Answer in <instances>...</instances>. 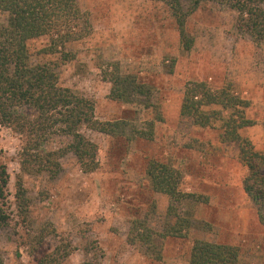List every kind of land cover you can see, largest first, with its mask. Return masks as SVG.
Segmentation results:
<instances>
[{"label": "rangeland", "instance_id": "rangeland-1", "mask_svg": "<svg viewBox=\"0 0 264 264\" xmlns=\"http://www.w3.org/2000/svg\"><path fill=\"white\" fill-rule=\"evenodd\" d=\"M78 3L89 15L92 32L62 49L74 58L61 62L59 53L43 54L48 38L39 37L28 42L31 61L56 60L59 86L91 99L96 119L124 125L115 134L82 127L98 146L97 168L82 172L67 152L59 158L56 177L34 172L37 166L30 164L23 171L21 136L0 125V166L8 174L0 201L6 218L0 219L4 264H79L86 259L98 264H188L196 240L237 247L238 264H264V225L244 192L247 168L238 160L237 145L221 140V120L202 127L180 112L190 82L231 90L248 102L244 113L250 124L239 134L254 150L263 151L264 42L239 31L236 12L214 1L202 2L186 21L194 39L190 50L183 49L163 2ZM114 65L150 93L133 103L111 99V84L102 70ZM140 131L151 132V137H141ZM48 141L46 148H56L66 139ZM150 160L178 170L179 189L194 197L174 201L168 210L169 197L151 187L146 173ZM19 179L24 215L15 199Z\"/></svg>", "mask_w": 264, "mask_h": 264}, {"label": "trees", "instance_id": "trees-1", "mask_svg": "<svg viewBox=\"0 0 264 264\" xmlns=\"http://www.w3.org/2000/svg\"><path fill=\"white\" fill-rule=\"evenodd\" d=\"M155 1L167 5L184 50H190L194 42L187 33L186 21L204 1L218 2L235 11L237 29L255 42H264V0ZM91 32L89 15L81 9L78 0H0V125L12 128L21 136L20 165L23 171H29L30 165L37 166L34 172L45 171L56 177L61 169L59 158L70 152L82 172H93L98 166V146L82 132V127L115 134L124 125L123 121L96 119L91 99L59 86L56 60L31 61L28 47L31 39L47 37L48 43L40 52L49 55L59 53L61 62H66L74 55L62 49ZM102 73L111 84L109 97L113 100L133 103L137 97L150 93L134 77L122 74L117 65L110 70L103 69ZM209 105L220 109H202V106ZM247 106L248 102L231 90H213L204 82L196 81L186 85L180 112L202 127L209 125L212 119L221 120L220 138L237 145L238 160L247 168L242 181L244 192L252 202L259 223L264 225V150H254L251 141L238 132L250 124L244 113ZM223 111L228 112L222 115ZM138 134L147 139L151 137V132L140 131ZM56 136L65 138V143L60 147L46 148V142ZM146 173L152 189L169 197L168 210L174 201L194 197L179 189L181 173L171 165L150 160ZM7 180L8 174L0 166V201L5 198ZM15 199L24 215L25 196L21 179L16 185ZM1 215L0 209V219H6ZM133 228H138L135 222ZM238 260L239 251L235 246L196 240L191 247L188 264H238ZM0 264H4L1 253ZM79 264L98 263L86 259Z\"/></svg>", "mask_w": 264, "mask_h": 264}]
</instances>
